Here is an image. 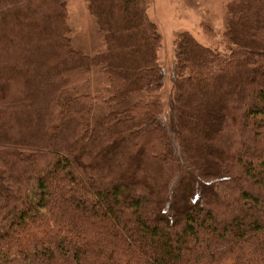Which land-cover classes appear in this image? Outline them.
<instances>
[{
  "label": "trees",
  "instance_id": "16d2710c",
  "mask_svg": "<svg viewBox=\"0 0 264 264\" xmlns=\"http://www.w3.org/2000/svg\"><path fill=\"white\" fill-rule=\"evenodd\" d=\"M0 0V264H264V0H224L222 48L152 0ZM206 33H216L203 23Z\"/></svg>",
  "mask_w": 264,
  "mask_h": 264
},
{
  "label": "rangeland",
  "instance_id": "374dc122",
  "mask_svg": "<svg viewBox=\"0 0 264 264\" xmlns=\"http://www.w3.org/2000/svg\"><path fill=\"white\" fill-rule=\"evenodd\" d=\"M68 9L74 46L90 55L104 48V32L89 12L85 0H69ZM149 13L162 36L159 57L164 84L160 95L168 106L173 89L171 76L176 62L174 42L177 34L189 31L200 43L222 48L221 39L227 27L228 15L224 0H152ZM203 23L213 28L216 33L214 37L206 33Z\"/></svg>",
  "mask_w": 264,
  "mask_h": 264
}]
</instances>
